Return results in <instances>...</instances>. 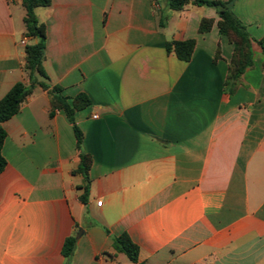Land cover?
Segmentation results:
<instances>
[{
  "label": "crops",
  "instance_id": "crops-1",
  "mask_svg": "<svg viewBox=\"0 0 264 264\" xmlns=\"http://www.w3.org/2000/svg\"><path fill=\"white\" fill-rule=\"evenodd\" d=\"M19 5L0 0V99L30 84L32 40ZM232 11L252 39L253 65L230 92L234 45L212 7L51 0L36 8L49 84L91 104L75 112L81 150L38 84L3 123L0 264H264V0H235ZM204 18L214 24L200 33ZM190 39L189 61L166 49ZM81 152L92 159L85 202L84 177L74 173ZM125 234L137 263L114 248Z\"/></svg>",
  "mask_w": 264,
  "mask_h": 264
},
{
  "label": "trees",
  "instance_id": "trees-1",
  "mask_svg": "<svg viewBox=\"0 0 264 264\" xmlns=\"http://www.w3.org/2000/svg\"><path fill=\"white\" fill-rule=\"evenodd\" d=\"M158 2L159 0H153ZM168 6L173 11H181L188 4L193 3L197 6L212 7L216 10L219 21L217 23L219 33L226 36L234 45V51L229 64V73L226 86L230 92H233L238 85V81L243 73L253 65V54L251 50L252 39L248 34L246 27L238 20L232 7L235 0H166ZM51 0H22V6L25 9L24 24L25 35L32 41L26 45V63L25 71L30 81L29 85L23 82L16 83L9 92L0 99V173L5 169L7 161L2 154V147L7 133L3 123L11 119L18 111L25 99L32 93L33 86L38 84L44 90H47L51 97L52 112L55 109L63 110L70 122L73 124L77 139V147L81 150L82 133L75 121V112L84 109L91 104L90 98L85 94H79L71 100L62 95V89L59 86H51L49 77L43 67L44 49L46 41V26L40 22L35 14L38 7H47ZM163 24V20L160 21ZM214 21L211 19H202L200 22V33H206L211 30ZM264 53V42L260 41ZM196 42L193 39L185 41L168 42L166 49L168 52H174L176 56L183 61H189L194 52ZM39 78L41 80H39ZM92 159L88 154L80 153V165L74 173L82 174L85 184L80 188L84 191L81 200L85 202V194L89 191V169ZM109 233L108 230H106ZM77 238L75 235L66 238L62 254L69 259L75 250ZM114 248L124 253L132 262H138V247L130 240L128 235H122L113 238Z\"/></svg>",
  "mask_w": 264,
  "mask_h": 264
},
{
  "label": "rangeland",
  "instance_id": "rangeland-1",
  "mask_svg": "<svg viewBox=\"0 0 264 264\" xmlns=\"http://www.w3.org/2000/svg\"><path fill=\"white\" fill-rule=\"evenodd\" d=\"M17 10H18V14H19V17H20V25L21 27L23 28L24 27V21H23V18L25 16V9L23 6L19 5L17 7Z\"/></svg>",
  "mask_w": 264,
  "mask_h": 264
},
{
  "label": "built area",
  "instance_id": "built-area-1",
  "mask_svg": "<svg viewBox=\"0 0 264 264\" xmlns=\"http://www.w3.org/2000/svg\"><path fill=\"white\" fill-rule=\"evenodd\" d=\"M23 45H25L26 44V41L25 40H22V42H21ZM96 117V116H95ZM98 204L100 205L101 204V202H98Z\"/></svg>",
  "mask_w": 264,
  "mask_h": 264
}]
</instances>
